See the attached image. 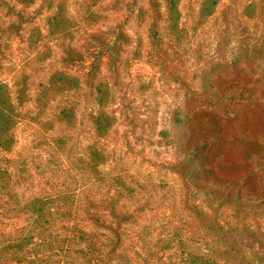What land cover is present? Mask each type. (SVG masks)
Instances as JSON below:
<instances>
[{
    "label": "rangeland",
    "instance_id": "1",
    "mask_svg": "<svg viewBox=\"0 0 264 264\" xmlns=\"http://www.w3.org/2000/svg\"><path fill=\"white\" fill-rule=\"evenodd\" d=\"M7 1L13 9L8 11V5H0L2 25L12 20L19 23L12 15L15 10L35 18L23 23L21 36L12 34L4 44L5 66L21 63L30 51L26 38L39 30L52 47L50 58L26 66L36 81L60 66L65 46H75L87 59H92L94 53L106 61V55L99 51L115 42L123 45L118 73L110 72L104 63L100 75L114 93L109 110L117 120L109 138L117 150L111 151V158L122 165L115 170L127 169L144 183L147 196H152L149 201L136 200L137 204L131 198L126 201L128 208L142 203L137 218L141 230L143 225H149L146 237L164 233L184 239V244L175 250L154 252L151 264H188L185 257L193 231L190 203L195 200L191 196L194 183L184 176L181 165L187 148L191 152L204 146L196 160L190 156V169L198 167L195 169L204 174L199 183L204 191L222 189L221 202L225 192L239 188L244 193L257 194L255 198L264 196V61L257 53L264 44V0ZM152 34L157 37V49L153 48ZM70 71L84 74L76 69ZM10 73L4 69L0 75L5 78ZM91 91L84 84L78 93L77 125H58L51 132L69 135L67 155H79L88 137L84 126L89 125L85 120L87 108L94 104ZM186 117L189 124L182 130L179 120ZM128 129L132 131L129 138L135 143L136 153L127 152L124 146L119 151ZM17 133L13 152L0 155L23 159L31 154L28 148L35 137L30 126L20 125ZM31 145L33 148L34 143ZM33 152L45 157L50 150L40 144ZM173 164L183 176L170 169ZM31 169L34 173L37 170L34 166ZM150 179L155 183H149ZM209 198L217 204L215 214L219 219L230 223L244 218L230 205ZM202 199L212 202L207 196ZM12 208L0 199V238L15 232L8 220L12 213L7 214ZM258 219L264 223V211ZM127 247L128 264H141L131 253V242ZM152 249L157 251L158 247Z\"/></svg>",
    "mask_w": 264,
    "mask_h": 264
},
{
    "label": "trees",
    "instance_id": "2",
    "mask_svg": "<svg viewBox=\"0 0 264 264\" xmlns=\"http://www.w3.org/2000/svg\"><path fill=\"white\" fill-rule=\"evenodd\" d=\"M15 1L28 3V0ZM0 5H8V11L13 9L7 0H0ZM12 13L19 23L12 20L2 25L0 22V73L4 69L11 71L9 77L0 75V152H13L18 142V127L23 124L30 126L35 137L31 142L33 148L44 144L50 152H46L45 157L34 154L30 144L31 154L23 159L0 155V199H4V204L13 205L7 214L12 213L8 220L15 227L14 234L0 238V264H128L129 242L134 258L141 264H151L155 261L154 252L182 246L184 239L176 234L146 237L149 225H143L141 230L137 218L142 203L136 205L137 208H128L126 201L131 198L137 204L136 200L145 202L152 196H147L144 183L127 169H123L124 172L115 170L117 165H122L111 158V151L117 150L109 138L117 120L109 110L114 93L106 78L100 75L104 63L110 72L118 73L123 45L115 42L99 51L106 55V61L94 53H91L92 59H87L75 46H63L60 66L48 77H39L36 81L26 66L32 61L42 63L50 58L52 47L39 30L26 38L30 51L21 63L6 67L4 44L12 34L21 36V30L25 29L23 23L33 22L35 18L25 17L24 11ZM48 31L53 33L51 29ZM121 36L126 37L122 33ZM151 37L153 48L157 49V37L155 34ZM261 46L257 53L264 61V44ZM84 84L92 88L94 99L85 119L89 123L84 126L88 137L79 155H67L69 135L51 132L58 125L68 128L77 125L78 93ZM188 124L187 117L179 120L182 130ZM131 132L128 129L123 135L119 151L124 146L127 152H137L135 143L129 138ZM203 149L204 146L195 147L190 152L187 148L181 162L185 175L177 165L170 167L180 177L187 175L194 183L191 196L195 201L190 203V229L193 231L186 263L264 264V223L258 221L264 211V196L255 198L257 194L250 195L239 188L225 192L221 202V188L204 191L199 185L204 174L195 169L198 167L191 170L189 165L190 156L196 160ZM32 166L37 169L35 173ZM149 183L155 181L150 179ZM203 196L212 202H205ZM209 197L217 198L218 204L230 205L231 210L244 218L230 223L219 219L215 214L217 204ZM196 200L203 205H198ZM132 224L134 227L130 228ZM153 247H158L157 251Z\"/></svg>",
    "mask_w": 264,
    "mask_h": 264
}]
</instances>
